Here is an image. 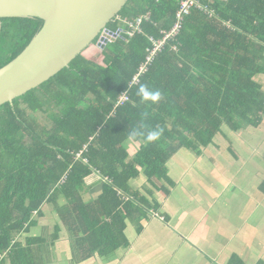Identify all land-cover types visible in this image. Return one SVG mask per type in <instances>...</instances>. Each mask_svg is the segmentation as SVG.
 <instances>
[{
	"label": "trees",
	"instance_id": "obj_1",
	"mask_svg": "<svg viewBox=\"0 0 264 264\" xmlns=\"http://www.w3.org/2000/svg\"><path fill=\"white\" fill-rule=\"evenodd\" d=\"M181 1L129 0L106 28L125 31L120 20L147 17L140 33L123 32L105 44L102 64L79 55L38 88L0 106V264H39L34 252L44 240L23 244L17 237L36 226L45 203L61 198L80 261L127 249L124 231L137 195L131 180L141 173L152 189L168 194L167 163L178 151L200 156L217 134L264 121V85L256 80L264 76V0H197L179 33L130 86L152 49L150 38L170 32ZM43 23L0 18V69ZM141 85L159 90L161 99L144 101L137 94ZM126 91L129 101L115 107ZM134 129L142 135L132 139ZM154 129L163 130L161 137L147 142ZM130 141L139 145L133 157L124 147ZM91 174L103 183L98 197L84 203Z\"/></svg>",
	"mask_w": 264,
	"mask_h": 264
},
{
	"label": "crops",
	"instance_id": "obj_2",
	"mask_svg": "<svg viewBox=\"0 0 264 264\" xmlns=\"http://www.w3.org/2000/svg\"><path fill=\"white\" fill-rule=\"evenodd\" d=\"M124 147L130 157L139 148L132 141ZM202 154L180 150L170 158L168 194L152 189L141 173L130 181L137 195L124 231L127 249L80 261L78 242L66 229L62 198L45 203L36 226L17 241L44 240L40 252H34L39 264H264V180L253 178L260 168L251 158L240 162L231 153L233 165L220 155L229 169H217ZM259 164L264 167L263 161ZM102 183L96 174L84 180V203L98 197Z\"/></svg>",
	"mask_w": 264,
	"mask_h": 264
},
{
	"label": "water",
	"instance_id": "obj_3",
	"mask_svg": "<svg viewBox=\"0 0 264 264\" xmlns=\"http://www.w3.org/2000/svg\"><path fill=\"white\" fill-rule=\"evenodd\" d=\"M128 2L0 0V18H38L44 22L25 50L0 69V106L21 98L68 67Z\"/></svg>",
	"mask_w": 264,
	"mask_h": 264
},
{
	"label": "rangeland",
	"instance_id": "obj_4",
	"mask_svg": "<svg viewBox=\"0 0 264 264\" xmlns=\"http://www.w3.org/2000/svg\"><path fill=\"white\" fill-rule=\"evenodd\" d=\"M95 40L96 42H93V44L90 45L82 55L96 64H102L103 56L101 48L102 46L105 47V45H99V43L97 45V41H99L98 37ZM256 80L264 85V76H257ZM37 116L39 117L40 114H37ZM39 122L42 126L46 125L43 118H40ZM136 144L138 145V143ZM182 151L187 152L185 150ZM231 153L235 154L236 159L240 162L251 158L253 160L252 164L257 169L260 168L259 171H255L257 174L253 176L254 180L259 183L261 180H264V167H261L259 164V162H264V122L254 130L249 129V126H246V124H242V128L235 133H231V131H223L221 134H217L216 138L213 140L212 147L210 149L206 148V150L203 149L202 155L213 161V164L215 165L214 168H224L227 170L229 167L220 162V155L227 160L229 164L233 165V162L228 160ZM153 163L154 161L152 159L148 164L151 166ZM178 163H183V161ZM178 163L176 162V164L182 168ZM64 210L65 209H63V211ZM63 211L61 210V212ZM66 229H68V224H66Z\"/></svg>",
	"mask_w": 264,
	"mask_h": 264
},
{
	"label": "built area",
	"instance_id": "obj_5",
	"mask_svg": "<svg viewBox=\"0 0 264 264\" xmlns=\"http://www.w3.org/2000/svg\"><path fill=\"white\" fill-rule=\"evenodd\" d=\"M191 7H199L197 5V0H182L179 3V9L176 13V23L174 24L170 32L166 33L164 37L158 41H154L152 40V38H150V41L152 42V49L148 51L149 56L147 57L146 63H144V65L140 67L139 72L133 78V81L130 83V86L138 83L139 76L145 71L146 66L152 62L153 57L156 55V53L161 51L166 41L179 33L184 17L189 14V10ZM145 18L147 17H138L134 21H128L126 19L120 20L123 24L127 25L128 27V29L125 31H123L122 29L113 31L105 28L102 31V33L98 36L99 41H97V45L98 43L99 45H105L109 42L115 41L123 32L128 37H132L135 33H140L141 32L140 27ZM128 101H129V91L123 92L118 98L115 107L122 106ZM77 157L79 156L77 155Z\"/></svg>",
	"mask_w": 264,
	"mask_h": 264
},
{
	"label": "clouds",
	"instance_id": "obj_6",
	"mask_svg": "<svg viewBox=\"0 0 264 264\" xmlns=\"http://www.w3.org/2000/svg\"><path fill=\"white\" fill-rule=\"evenodd\" d=\"M144 101H151L152 103L158 102L161 99V92L159 90H153L149 88L147 85H141L137 93ZM163 133L162 129H154L147 133L146 141L147 142H155L159 140ZM130 138L134 139L142 133L138 130H133L129 134Z\"/></svg>",
	"mask_w": 264,
	"mask_h": 264
}]
</instances>
